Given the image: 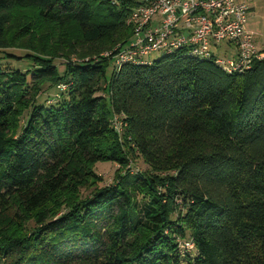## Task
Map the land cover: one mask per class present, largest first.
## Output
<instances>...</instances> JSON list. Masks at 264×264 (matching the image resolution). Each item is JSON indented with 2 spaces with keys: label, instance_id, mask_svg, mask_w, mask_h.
I'll list each match as a JSON object with an SVG mask.
<instances>
[{
  "label": "trees",
  "instance_id": "trees-1",
  "mask_svg": "<svg viewBox=\"0 0 264 264\" xmlns=\"http://www.w3.org/2000/svg\"><path fill=\"white\" fill-rule=\"evenodd\" d=\"M134 5L0 0V58L32 63L0 64V264H264V60L228 73L177 49L117 67L112 51L60 74L34 44L73 25L125 45ZM20 10L29 50L7 43Z\"/></svg>",
  "mask_w": 264,
  "mask_h": 264
},
{
  "label": "built area",
  "instance_id": "built-area-1",
  "mask_svg": "<svg viewBox=\"0 0 264 264\" xmlns=\"http://www.w3.org/2000/svg\"><path fill=\"white\" fill-rule=\"evenodd\" d=\"M134 3L126 19L132 38L112 50L117 67L125 62L143 63L153 52L167 54L177 49H185L188 55L201 59L214 56L215 63L228 73L243 72L255 61L264 60V49L256 47L246 27L249 6L244 2L134 0ZM220 43L230 45L234 53L218 56ZM112 124L117 131L121 130L122 122L117 116L113 117ZM192 247L190 241L180 244L181 250Z\"/></svg>",
  "mask_w": 264,
  "mask_h": 264
},
{
  "label": "rangeland",
  "instance_id": "rangeland-1",
  "mask_svg": "<svg viewBox=\"0 0 264 264\" xmlns=\"http://www.w3.org/2000/svg\"><path fill=\"white\" fill-rule=\"evenodd\" d=\"M248 1V0H246ZM250 2V1H249ZM259 4L262 8L259 9L257 6L254 8L256 11L264 12V0H259ZM27 16L26 10H20L16 16V18L13 20V22L10 24V26L7 29L6 37H7V43L11 47L15 48H21V49H27L30 48L27 47L30 41V36L22 37L17 34L16 30L20 26L23 20H25ZM34 44L37 46L38 49H41L42 47L48 49L49 53L55 58L57 70L60 74L64 72V65L63 59H77V58H87V57H100L105 58V56L112 50L107 49L108 42H103L101 44L99 43H85L78 34L76 28L73 25L67 26L65 30L62 31V34L60 37L56 38L54 41H52V38L47 41L46 37L44 35L37 36V39H35ZM221 47H225L224 43L219 44ZM216 52V51H215ZM18 53V52H16ZM217 55L222 56L223 52L221 50H217ZM111 55V54H110ZM108 55V56H110ZM162 52H153L145 57L146 60L153 61L162 56ZM49 56V55H47ZM22 61V62H21ZM10 63L16 68L19 69H26L31 68L32 63L27 59L24 58L23 60H14L11 57L7 55H3L2 58H0V64H7ZM112 68L108 67L106 76L109 77L111 74ZM59 93V91H56ZM55 92L52 90L49 95L51 97H47V102H55L57 100V97H54ZM48 95V94H47ZM45 96V95H44ZM42 99L38 100L41 101ZM118 168V165L114 163H110L108 161L105 162H97L94 165V170L98 175H100L103 180L102 184H109L111 183L113 179V173ZM127 168H131L134 170H141L145 168V165L141 158L137 159H131L128 162Z\"/></svg>",
  "mask_w": 264,
  "mask_h": 264
},
{
  "label": "crops",
  "instance_id": "crops-1",
  "mask_svg": "<svg viewBox=\"0 0 264 264\" xmlns=\"http://www.w3.org/2000/svg\"><path fill=\"white\" fill-rule=\"evenodd\" d=\"M240 2H244L249 6V13L247 17V24L246 27L248 31L252 33L254 44L258 49H264V12H259L254 10L257 6L262 8L260 5L257 4L261 3L259 0H238ZM250 1V2H249ZM264 6V5H262ZM225 44V43H224ZM223 52V55L233 54L234 49L230 46L225 44V47L219 48Z\"/></svg>",
  "mask_w": 264,
  "mask_h": 264
}]
</instances>
